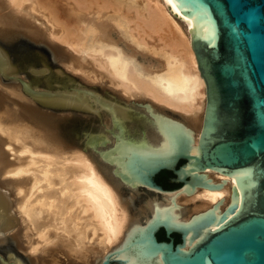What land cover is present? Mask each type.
Returning a JSON list of instances; mask_svg holds the SVG:
<instances>
[{"label": "bare ground", "instance_id": "obj_1", "mask_svg": "<svg viewBox=\"0 0 264 264\" xmlns=\"http://www.w3.org/2000/svg\"><path fill=\"white\" fill-rule=\"evenodd\" d=\"M184 14L172 0H0V247L8 243L21 254L3 249L0 264H104L107 259L118 264L112 260L120 261L118 251L128 235L147 227L159 212L189 223L224 198L220 213L215 210L222 215L232 203L233 186L239 189V207L230 216L238 212L241 186L216 169L194 173L206 175L211 184L226 180L219 190L188 183L163 191L131 175L133 157L170 150L165 122L184 128L198 146L206 85L192 31L180 19ZM21 37L44 45L59 64L58 73L70 74L74 86L51 93L17 77L10 45ZM46 64L32 69L34 75L47 74ZM128 102L143 103L153 117L152 137L136 140L121 127L111 147L99 153L100 164L91 153L109 139L91 137L85 147L70 144L60 128L70 112L45 108L97 114L104 109L107 128L130 115ZM187 208L191 216L183 218ZM189 248L186 242L184 249Z\"/></svg>", "mask_w": 264, "mask_h": 264}, {"label": "water", "instance_id": "obj_2", "mask_svg": "<svg viewBox=\"0 0 264 264\" xmlns=\"http://www.w3.org/2000/svg\"><path fill=\"white\" fill-rule=\"evenodd\" d=\"M172 3L180 14L188 13L180 19L192 31V47L206 85L203 126L198 146H193L184 128L165 122L170 150L133 157L131 175L139 183L172 191L154 180L160 171L168 170L182 186L190 183L219 190L226 180L211 184V179L205 181L206 175L194 173L216 169L233 176L241 186V207L230 216L239 207V189L233 186L232 203L222 215L215 210L220 213L224 198L189 223L176 222L172 213L161 211L147 227L128 235L118 251L120 261L112 262L264 264V0ZM181 160L185 162L178 165ZM187 164L190 169H185ZM160 228L166 230L169 241L158 240ZM172 233L181 234L182 241L175 244Z\"/></svg>", "mask_w": 264, "mask_h": 264}, {"label": "rangeland", "instance_id": "obj_3", "mask_svg": "<svg viewBox=\"0 0 264 264\" xmlns=\"http://www.w3.org/2000/svg\"><path fill=\"white\" fill-rule=\"evenodd\" d=\"M13 58L15 62L18 64L20 72L17 77L24 79L25 83L29 85L31 88L45 90L51 93L59 92V87L62 90H70L74 86V82L70 81V74H59L57 67H60L57 62L53 60V57L50 51L44 45H33V43L29 42L28 39H24L21 37L20 39L16 40L14 43L10 45ZM41 60V61H40ZM32 62V63H30ZM47 63V64H46ZM45 64L49 66V71L47 74H41L39 76H35L32 69H42ZM41 66V67H40ZM32 67V68H31ZM21 75V76H20ZM74 75V74H71ZM27 79V80H26ZM48 80V85L45 83ZM22 82V85L24 84ZM69 82V83H68ZM73 85V86H72ZM66 86V88H65ZM64 88V89H63ZM94 104V103H93ZM124 104V103H123ZM130 115L128 117H124L116 122H112L109 127L106 128L105 118L107 119V115L105 110L103 111L100 109V112L97 114L92 112L91 110L84 109V108H60V107H53L47 105L46 109L55 110L58 113L64 114L70 112V115L65 118L63 122H61V134L67 140V142H71L70 144H77L78 146L85 147L86 142L89 138L99 136V137H106L109 139V142L106 144L100 143L97 145L98 149H94L91 153L93 155V160L100 164L101 157L100 152L104 150H108V147H111L113 140L117 137L121 132V127L124 128L126 131V135L133 138V139H140L141 137H152L151 132L154 130L152 124L153 117L147 112L146 107H144L143 103L141 102H128L125 103ZM130 104V105H129ZM46 105V104H45ZM57 109V110H56ZM150 115V117H149ZM131 116V117H130ZM148 116V117H147ZM69 117V118H68ZM152 117V119H151ZM68 118V119H67ZM121 118V117H120ZM123 121V122H122ZM152 127V128H151ZM150 131V132H149ZM67 134H65V133ZM118 132V133H117ZM147 133V135H146ZM139 137V138H138ZM105 139V138H104ZM136 139V140H137ZM103 144V145H102ZM107 148V149H106ZM97 153V154H96ZM117 183L121 184L120 179H116ZM146 191V189H143ZM154 198L156 199L159 194H153ZM140 196V195H138ZM154 199V200H155ZM189 205V204H187ZM189 207V206H188ZM187 208L184 211L183 218H188L191 216V212ZM149 216V215H148ZM5 249V252H9L17 257L20 258L21 254L18 250L13 249L10 244H5L3 247H0V251Z\"/></svg>", "mask_w": 264, "mask_h": 264}, {"label": "flooded vegetation", "instance_id": "obj_4", "mask_svg": "<svg viewBox=\"0 0 264 264\" xmlns=\"http://www.w3.org/2000/svg\"><path fill=\"white\" fill-rule=\"evenodd\" d=\"M185 161H180L178 165L183 164ZM176 175L172 171L162 170L158 174L155 175L154 180L157 184L163 187L166 190H173L182 186L181 183H176L173 181ZM158 240H167L166 230L164 228H160L156 233ZM171 236L174 238V243L177 244L182 241V235L179 233H172Z\"/></svg>", "mask_w": 264, "mask_h": 264}]
</instances>
